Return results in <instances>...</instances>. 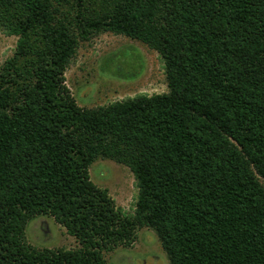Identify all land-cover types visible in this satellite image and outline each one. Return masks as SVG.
<instances>
[{
	"label": "trees",
	"instance_id": "obj_1",
	"mask_svg": "<svg viewBox=\"0 0 264 264\" xmlns=\"http://www.w3.org/2000/svg\"><path fill=\"white\" fill-rule=\"evenodd\" d=\"M54 2L0 0L16 37L0 65V264H107L144 226L169 264H264V0ZM101 32L156 51L167 91L79 106L64 73ZM99 67L137 79L145 62L125 45ZM98 157L132 172V214L91 180ZM37 215L80 246L30 245Z\"/></svg>",
	"mask_w": 264,
	"mask_h": 264
},
{
	"label": "rangeland",
	"instance_id": "obj_2",
	"mask_svg": "<svg viewBox=\"0 0 264 264\" xmlns=\"http://www.w3.org/2000/svg\"><path fill=\"white\" fill-rule=\"evenodd\" d=\"M15 43V36L0 30V65L13 54ZM125 45L134 46L142 54L144 72L137 79H123L101 72V59ZM64 77L77 104L84 108L140 94L152 95L167 91L163 64L158 53L137 40L111 32H101L90 36L88 40H80ZM89 174L94 184L107 189L116 206L126 213L134 212L137 188L134 176L127 166L98 157L90 165ZM25 239L36 248L75 249L80 246L74 236L47 215H37L28 221ZM103 255L107 264H169L155 231L145 226L137 229L136 238L131 245L116 246L110 251H104Z\"/></svg>",
	"mask_w": 264,
	"mask_h": 264
}]
</instances>
